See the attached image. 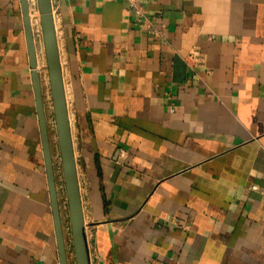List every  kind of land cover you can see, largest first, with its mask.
<instances>
[{"label": "crops", "instance_id": "1", "mask_svg": "<svg viewBox=\"0 0 264 264\" xmlns=\"http://www.w3.org/2000/svg\"><path fill=\"white\" fill-rule=\"evenodd\" d=\"M142 3L152 27L125 0H52L91 264H264V0ZM0 264H61L21 0H0Z\"/></svg>", "mask_w": 264, "mask_h": 264}, {"label": "water", "instance_id": "2", "mask_svg": "<svg viewBox=\"0 0 264 264\" xmlns=\"http://www.w3.org/2000/svg\"><path fill=\"white\" fill-rule=\"evenodd\" d=\"M22 1V9L33 68V78L36 88L41 132L46 158L48 180L52 196V207L56 222L57 241L61 264H69L67 248L61 218V207L58 197L54 173L53 156L51 152L49 126L45 114L41 74L38 70L35 33L28 0ZM42 35L45 46L46 64L48 70L50 91L55 117L58 146L61 155L63 180L68 203V215L71 225L72 242L76 264H91L90 248L86 233L83 205L80 193L77 162L71 133L69 111L66 100L65 85L60 58V50L56 34L52 0H38Z\"/></svg>", "mask_w": 264, "mask_h": 264}, {"label": "built area", "instance_id": "3", "mask_svg": "<svg viewBox=\"0 0 264 264\" xmlns=\"http://www.w3.org/2000/svg\"><path fill=\"white\" fill-rule=\"evenodd\" d=\"M30 5V12L32 23L34 27V33L40 37H42V27H41V19H40V12H39V3L38 0H28ZM128 6L134 10L136 20L140 23L147 24L152 27V22L150 20V16L142 3V0H125ZM151 33L155 37H159L162 35L161 30L156 28L151 29ZM187 63L192 67L196 68L197 66H204L205 65V55L198 49L194 48L190 51L189 55L186 57ZM49 82V81H48ZM56 127V125H55ZM257 188L256 185L253 186Z\"/></svg>", "mask_w": 264, "mask_h": 264}, {"label": "rangeland", "instance_id": "4", "mask_svg": "<svg viewBox=\"0 0 264 264\" xmlns=\"http://www.w3.org/2000/svg\"><path fill=\"white\" fill-rule=\"evenodd\" d=\"M40 23H41V21H40ZM42 39H43V36H42ZM48 81H49V77H48ZM49 83V82H48ZM49 86H50V84H49Z\"/></svg>", "mask_w": 264, "mask_h": 264}]
</instances>
